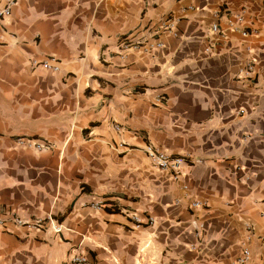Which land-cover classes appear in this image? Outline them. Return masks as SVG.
Masks as SVG:
<instances>
[{"label": "crops", "instance_id": "0c3cea01", "mask_svg": "<svg viewBox=\"0 0 264 264\" xmlns=\"http://www.w3.org/2000/svg\"><path fill=\"white\" fill-rule=\"evenodd\" d=\"M128 35L164 48L122 52ZM49 57L57 73L34 65ZM147 147L190 156L180 181ZM0 210L64 227L0 226V264L79 247L92 264H237L244 244L264 264V0H18L0 18Z\"/></svg>", "mask_w": 264, "mask_h": 264}, {"label": "built area", "instance_id": "2783aa9c", "mask_svg": "<svg viewBox=\"0 0 264 264\" xmlns=\"http://www.w3.org/2000/svg\"><path fill=\"white\" fill-rule=\"evenodd\" d=\"M18 0H9L6 6L0 11V18H4L5 16L10 15L11 10L14 6H16ZM246 16V11L242 10L236 14H233L232 19L233 22H230V27L233 31H240L244 36H247V32L243 28L244 20ZM166 29L168 31H173L174 24L173 22H166ZM212 32L220 33V28L217 24L212 26ZM135 37L133 35H128L124 38H121L118 41V49L120 51H141L144 52H153L155 50H160L164 48V44L161 42L149 43V44H141L140 42L134 41ZM58 60L55 57L46 58L41 63L34 62V65L41 66L46 71H50L53 73H57L59 71ZM253 65L248 66V72H253ZM16 144L19 146H28L34 147L37 151L42 152L45 150L52 149V146L48 142L34 140V139H25L24 137H17L15 139ZM147 156L151 159L154 166L163 174L171 175L172 180L175 182L180 181L182 178V169L186 162L190 159V156H174L168 155L165 152H162L153 147H147L145 150ZM187 189V186H185ZM194 206L204 207L206 204L201 203L200 201L195 202ZM208 207V206H206ZM0 216L2 219L0 220V226L6 227L8 223L14 224L18 228H24L30 231H53L55 234H61L64 230V227L56 222L53 217H48L46 219H32L25 220L18 216L14 211L11 210H0ZM264 217V216H263ZM155 220L153 218H149L148 225H154ZM247 240L249 241L253 236V226L252 224H247ZM251 251L247 247L246 244L243 246V250L239 258L237 259V264H247L251 260ZM70 264H92L90 258L87 253L82 252L81 248H76L73 250L70 256Z\"/></svg>", "mask_w": 264, "mask_h": 264}]
</instances>
